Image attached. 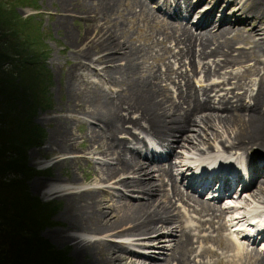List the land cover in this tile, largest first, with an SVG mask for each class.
I'll use <instances>...</instances> for the list:
<instances>
[{"label": "bare ground", "instance_id": "1", "mask_svg": "<svg viewBox=\"0 0 264 264\" xmlns=\"http://www.w3.org/2000/svg\"><path fill=\"white\" fill-rule=\"evenodd\" d=\"M95 1L57 0L68 14H95L94 21L101 14L105 22L114 17L121 0ZM128 2L126 10L138 7L143 13L141 19L152 28L151 34H145L143 45L128 40L125 31L116 28L117 22L112 27L97 28L96 33L90 25L75 43L77 56L69 70L70 102L66 110L61 109L64 114L53 129L50 140L54 147L50 146L72 153L63 162L79 163L88 154L92 163L79 179L40 180L38 189L45 186L46 193H58L66 199L61 216L67 224L65 229L75 232L54 230L50 235L62 244L72 243L74 256L83 264L86 258L90 264H125L124 258L129 264H211L206 256L211 259L218 252L208 243L229 250L233 240L237 244L234 258L242 264L245 257L255 259L251 264H264V245L248 246L250 240L253 243L264 234V172L263 178H258L263 185L252 194L263 201L252 212L227 217L206 194L199 197L220 179L221 191H226L242 172L254 178L253 174L264 167V0ZM60 17L58 25L66 22ZM192 20L195 23L189 24ZM246 22L251 23L247 33L230 29ZM66 31L73 40L70 30ZM169 40L173 43L167 46ZM236 43L243 44L242 48ZM153 50L168 66L165 71L146 62ZM245 56L253 59L249 70L255 77L238 71L245 64L240 62ZM89 59L104 66L102 71L110 83L125 86L126 101L117 91L88 80L84 71L92 67ZM198 68L202 79L196 88L191 78ZM161 78L168 81L165 87L169 92L160 84ZM81 120L88 126L77 135L72 131L73 122ZM79 144L84 148L77 151ZM194 147L199 161L176 175L171 157L181 160L183 149ZM255 149H263L256 159L252 158ZM98 163L111 165L95 167ZM90 177L92 180L85 183ZM215 178L216 184L212 183ZM182 183L191 190L184 191ZM167 186L174 187L170 198ZM187 212L196 214L192 223L187 222ZM227 226L234 227L230 228L233 238L229 235L228 241L222 234ZM241 236L248 242L237 239ZM162 241L171 244L170 253L167 258L156 259L162 257L163 251L157 252L163 248ZM127 244L152 252L145 256ZM121 250L123 254L117 253ZM232 255L228 264L238 261Z\"/></svg>", "mask_w": 264, "mask_h": 264}, {"label": "trees", "instance_id": "2", "mask_svg": "<svg viewBox=\"0 0 264 264\" xmlns=\"http://www.w3.org/2000/svg\"><path fill=\"white\" fill-rule=\"evenodd\" d=\"M19 6L39 8L38 0H0V264H69L40 235L56 204L27 191L26 180L46 171L28 165L27 150L44 137L33 114L49 103V47L41 20Z\"/></svg>", "mask_w": 264, "mask_h": 264}, {"label": "rangeland", "instance_id": "3", "mask_svg": "<svg viewBox=\"0 0 264 264\" xmlns=\"http://www.w3.org/2000/svg\"><path fill=\"white\" fill-rule=\"evenodd\" d=\"M89 1L96 3L95 0H89ZM128 4H129L128 0H121L118 6L116 7V13L114 14V17L110 19L107 18L106 22L103 20L104 16L101 17L102 16L101 14L99 15V18L97 17L95 18L96 19L95 21L92 20L93 19L92 16H94L95 14L89 15V16H86L84 14H80L77 12L68 14L65 11L61 10V8L58 6L57 0H38L39 8L37 10H33L32 8L24 7V6H19L16 10L17 13H19L23 17H26L27 15L32 14L36 16L37 21H39V19L41 20L43 30L45 33V37H46V42L49 47V54L45 60V64L50 72V81H49L48 89H47L48 96H49V103H44L45 108L41 107L39 109L38 107L36 112L33 114V122L37 124V126H39L40 124V126L44 129V137H43L41 144L32 145L27 150L28 165L33 168H36L37 170L45 169L46 171L37 172L34 175H32L28 180H26L27 187H28L27 191L31 196L35 198H38V199L40 198L44 202L52 201L54 202V204H56V211L51 218L52 220L51 223L49 225H46L44 228H42V230L40 231V235L44 239L49 240V242H51L54 245L55 249L64 250L66 252V258L69 261V264H83V263L81 262L79 258L74 256L73 254L74 248L72 246V243L67 242V243L62 244L56 241L50 235V233L54 230H64V233H70V234L75 233L73 231L65 229V226L67 224L61 216V212L63 211L65 204H66V199L58 193L56 194L46 193L47 189L45 186L40 189H38L37 187L40 186V180H44L47 182H54L55 177H59V178L61 177L63 181L69 182V179H72V177L79 179L80 176H84L83 175L84 172L89 171L88 165L91 164L92 162L89 161L90 158H88L89 157L88 154L82 153L85 155H83L80 158L81 160L79 163L71 162V161L63 162V158L64 157L68 158L72 153L53 149L52 147L54 146L51 143L50 137L53 133V129H55L58 123L62 120L60 115L64 114V111H62L61 109L64 107L63 110H66L67 105L70 102L69 101L70 90L68 89V87H69V82H70L69 78L71 77L70 76L71 74L69 73V70L73 67L72 65L75 64L73 60L77 56L75 45L77 44L76 42L79 41V38L84 36L88 27L91 25L93 27L92 30L95 31L97 28L98 30H100L101 28L112 27L113 24L116 25L117 23H119L118 27L116 26V28L119 29L121 27V29L125 31L126 36L128 35L127 36V38H129L128 40H131V42L134 43V45H138V46L143 45V41L146 38L145 34H151L152 28L150 26V23L146 20L141 19L143 13L138 11V7H135V6H132L130 9L126 10ZM158 14L160 16L159 19L162 20L161 19L162 14L159 12ZM60 16H62L63 18L65 17L66 19V22L62 25H58L57 23L58 19H61ZM120 16L122 18H119ZM256 21H258V18H256ZM250 24L251 23L249 22L240 23V24L236 23L232 25L230 29H233L234 30L233 32H238V33L241 32V34L247 33L251 27ZM156 28L160 29L159 27H156ZM66 30H70L73 40H69L70 38ZM141 35H144V36L141 37ZM170 43H173V42L172 41L167 42L166 45L168 46ZM236 44H237V47L242 48L243 46V44H239V43H236ZM159 53H161V50H159ZM156 55H158V51L153 50L151 52V56H149L146 62L148 64L153 63L156 70L165 71L168 66L161 60H158V56ZM92 61L93 59L87 60L88 64L89 65L91 64L90 66L92 67H90L91 69H86L84 71L85 74H87L88 80H91L93 85L98 84L102 87L105 86L106 88L113 86V89L118 90L116 93H119L122 95V100L126 101L127 100L126 95H128V91L126 90L125 86L119 83L118 84L120 86H118V84L115 85L114 83H110L108 80V77L105 76L104 71H102L104 66L102 65L98 66L99 64L97 65V62L93 61L95 63H91ZM37 62H38L37 67L39 68V61ZM240 62L245 63V64L242 65L240 68H238V71L240 73L242 72V74L246 73L249 77L251 76L255 77L254 76L255 73L249 70L250 69L249 66L251 63H253V59L245 56L243 57V60ZM177 65L178 64H173V66H177ZM111 67H113V65ZM182 68L185 69V66H182ZM199 68L195 72L196 77L192 74L191 81L193 82L192 84H194V86L195 85L198 86L200 84V81L196 83L195 81L196 79L197 80H199V78L202 79V77L199 75V72H198ZM231 80H234V79L231 78ZM167 82L168 81L166 80H162V78L160 79V84L163 86V89H166L169 92V90L166 88ZM232 85H233L232 83L228 84V86H232ZM109 90L113 91L111 88H109ZM224 91H225L224 89L221 90V92H224ZM239 91H242V89H239ZM221 92H218L217 96ZM116 93H112V94H116ZM170 93L174 95L172 90H170ZM73 124L74 125L72 127V131L75 132L77 135L84 133L85 130L83 129L87 128L88 126L87 122L83 120H81L80 122L74 121ZM106 131L108 130L106 129ZM119 135L123 136L124 134L120 133ZM79 140L82 141L83 139L79 137ZM50 145H52V147ZM82 148L84 147H82L81 144H79L77 146V149H78L77 151L83 150ZM259 149H255L253 151L252 158L256 159L257 155L259 156L263 153L262 152L263 149L261 150ZM193 150H196V148L194 147ZM144 152L147 153L148 151H144ZM102 164L98 163V164H94V166L101 167ZM109 164L104 163L103 165H109ZM116 164L117 163H114L113 165H116ZM90 180H92L91 177L87 181H85V183H87ZM183 184L185 183H182L181 187L182 189H184V191L191 190L189 189V187H186ZM174 186L178 187V185L176 184ZM165 189L169 195L168 197L170 198L171 193L174 190V187L167 186V188ZM103 195L107 196L109 195V193L104 192ZM199 197L203 198L202 195L201 196L199 195ZM141 200L139 199V201ZM179 203L181 204L182 202L177 201V204ZM194 215L196 214L193 212H192V215L189 212H187V216H189V219H187V222L192 223V221H194L192 219L193 218L195 219ZM227 227L228 228L226 229L224 228L222 232L224 236L223 240H226V241L229 240L228 239L229 235L233 238L232 233L230 231H232L233 230L232 228H234L231 226H227ZM215 235L217 236L216 233ZM237 239L238 240L240 239L244 243H246L247 241L245 237H238ZM249 244L250 246H253L255 248L259 247V243L258 244L249 243ZM127 245L129 247L132 246L130 244H127ZM196 245H198V243H196ZM208 245L214 247L218 252V255H211V259L209 258L210 255L206 256V258L209 259L208 261L211 264H228L227 262L229 259L228 257H230V255L232 254L233 255L231 258H234L233 256H234L236 245H237L234 240H233V244H230L231 248L229 250L228 248L227 249L221 248L218 245V243L215 244L212 241L209 242ZM118 252L119 254H123L122 250L117 251V253ZM234 260H238V261H235V263L233 262L232 264H242L243 263L242 260H239L236 258H234ZM254 260L255 259L251 260V258L245 257L243 261H244V264H251V263H254L253 262ZM124 263L129 264V262L127 263V260L125 258H124ZM190 263L193 264V262H190ZM198 263L202 264V262H198ZM85 264H90L87 258H86Z\"/></svg>", "mask_w": 264, "mask_h": 264}]
</instances>
